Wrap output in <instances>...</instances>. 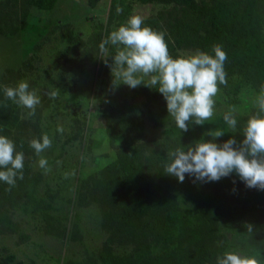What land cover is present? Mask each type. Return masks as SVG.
<instances>
[{"label": "trees", "instance_id": "16d2710c", "mask_svg": "<svg viewBox=\"0 0 264 264\" xmlns=\"http://www.w3.org/2000/svg\"><path fill=\"white\" fill-rule=\"evenodd\" d=\"M56 1L20 0L17 11L16 8L13 12L10 10L7 17L19 13L24 25L29 26L31 20L25 23L26 18H45ZM117 1L125 0H112L109 12L114 18L123 19L131 12V3L117 12L121 7ZM138 1L170 6L166 12L158 9L143 18L145 25L165 34L169 51L185 46L213 54L211 49L215 44L226 51L227 84L220 85L212 120L202 126L190 123L189 130L182 132L169 116L166 100L158 89L143 85L131 88L130 99L122 98L118 102L111 100L112 92L96 99L95 88L91 89L93 100L99 101L97 116L105 121L106 142L113 150V157L87 175L76 172L70 216H53L49 201L57 197L59 190L50 188L40 193L43 176L31 162L35 151L29 141L40 136L28 129V125L35 127V124L18 117V109L5 100L4 84H0V135L13 140L16 150L24 154L23 179L17 178L11 191H6L9 185L0 181V234L18 231L11 211L20 208L41 223L40 229L47 234L63 242L80 243L82 218L88 210L99 224L95 247L88 257L83 254L86 250L83 248L79 256L65 258L62 264H216L217 256L225 251L252 255L259 264H264V190L246 187L236 173L212 182L198 181L186 174L182 183L164 173L167 151L176 147L187 149L199 141L211 140L212 137L206 135L210 129L225 131L216 139L218 144L232 137L238 142L243 140L241 132L232 133L227 127L223 115L242 104L240 94L245 92L253 94L250 95L253 104L246 113H235L237 129L241 130L248 118L258 111L254 101L264 84V0ZM4 6L0 4V32H4L6 20L2 12ZM5 8L9 9L10 5ZM60 26L57 24L55 28ZM63 27L60 43L50 52L53 58L62 59L64 66L71 63L72 69L75 65L76 69L83 70L78 62L84 56H92L93 65L99 71L111 72V57L105 63L98 46L84 41L80 31ZM43 28L45 30L46 26ZM41 35L42 31L36 33V36ZM247 35L250 38L246 39ZM109 46V53L115 55L113 46ZM32 48L21 57L17 70L8 73L15 86L28 78L29 89L40 97L41 102L31 117L39 114L41 105L49 102L46 93L55 90L60 95L65 94L76 82L69 79L67 69L60 66L42 71L36 63L39 42ZM74 52L77 57L72 60ZM8 74L4 71L5 76ZM147 127L151 128L150 132ZM65 221L70 223L68 228ZM247 224L253 225L252 233L247 232Z\"/></svg>", "mask_w": 264, "mask_h": 264}, {"label": "rangeland", "instance_id": "374dc122", "mask_svg": "<svg viewBox=\"0 0 264 264\" xmlns=\"http://www.w3.org/2000/svg\"><path fill=\"white\" fill-rule=\"evenodd\" d=\"M19 2L20 0H0L1 7L5 5L2 9L4 15L7 17L8 12L10 10L13 12L15 8L17 11ZM111 3L112 0H57L54 9L45 18H26L25 23L29 19L33 21L29 20V26L24 25L19 13L7 18L4 16L6 19L3 23L4 32H0V84L15 86L13 77L8 73L18 67L21 57L23 58L24 54L33 49L36 42L40 44L37 55L39 60L36 63L42 71L57 69L60 66L62 69H67L69 79L76 80L72 89L70 88L67 93L59 94L55 99L48 97L49 102H45L43 107L41 105V111L33 117L28 115L27 109L9 100L10 106L15 110L18 109V117L35 124V127L26 124L28 129L37 133L40 139L47 134L52 141V146L41 153V156L48 160L51 171L45 173L38 166L40 157L36 154L31 162L33 168L40 170L43 176L39 192L43 193L50 188L59 190L57 197L49 201L50 213L53 216H70V198L74 194L75 177L78 171L82 176L87 175L94 172L97 167L108 163L113 157V150L106 142L105 121L97 116L98 108H100L99 101L93 98L96 96V99H100L106 95V92H112L114 97L111 100L118 102L122 98L130 99L132 94L128 85L113 84L112 72L103 73L101 69L99 71L98 67L93 65L95 60L92 56H84L78 62V66L82 64L83 70L78 67L76 69L74 64H72L74 65L72 69L71 63L64 66L62 59L53 58L50 52L53 46L60 43V29H63L65 25L74 31H80L84 41L89 40L91 45L99 47L103 40L118 26L125 23L130 16L139 15L145 18L155 14L158 9L164 12L170 9V6L158 4V2L145 4L138 0L117 1L118 6L121 4L117 12H121L126 5L131 3V12L120 19L110 14ZM8 5L10 8L6 9ZM57 24L61 25L59 29L55 28ZM179 26L182 30L183 22ZM38 31H42L43 35L36 36ZM248 36L245 38H250ZM233 39H235L234 36ZM114 51H116V46H113ZM195 51L197 50L181 46L176 51L170 50V53L175 57ZM76 57L74 52L71 58L73 60ZM4 71L8 76L4 75ZM55 73L56 71L53 74ZM20 81L30 83L28 78ZM94 88L93 97L90 95V90ZM247 93L240 94L242 104L238 105L236 113H246L251 108L253 101L251 102L250 95L253 96V94L247 95ZM123 95L124 97H121ZM75 125L78 126L77 129L73 128ZM58 128H62L63 132L58 131ZM147 131L150 132L151 128L147 127ZM156 132L157 130H154L155 134ZM65 173H69L68 178H65ZM11 218L18 223V231L5 235L0 234V264H62V260L74 258L83 248L86 249L82 251L83 254L88 257L92 253L90 250L95 247L94 238L99 230V224L88 210L82 218L83 237L80 243L63 242L55 235L47 234L40 229L43 226L41 223L32 219L20 208L11 211ZM69 224L67 221L65 226L68 228Z\"/></svg>", "mask_w": 264, "mask_h": 264}, {"label": "clouds", "instance_id": "9594fccd", "mask_svg": "<svg viewBox=\"0 0 264 264\" xmlns=\"http://www.w3.org/2000/svg\"><path fill=\"white\" fill-rule=\"evenodd\" d=\"M108 45L116 46L115 55L109 53ZM99 47L105 63L111 57L113 84L123 83L133 89L141 85L158 89L166 100L169 116L182 132L189 130L190 123L202 126L212 120L220 85L227 84L224 64L228 57L221 45L212 46L214 54L197 50L174 57L165 34L145 25L141 16L132 15ZM3 92L5 100L28 109L29 116L35 114L41 102L26 81H20L16 86L5 85ZM46 94L51 99L59 95L55 90ZM254 105L258 111L248 118L241 130L237 129L235 107L223 115L232 133L239 131L243 134L242 141L232 137L218 144L216 139L225 131L210 129L206 135L211 136V140L199 141L187 149L176 147L167 151L164 173L178 178L181 183L186 174L198 181L212 182L236 173L246 187L264 190V84ZM57 130L63 132L62 128ZM29 145L40 157L38 166L45 173L50 172L48 160L41 156L52 146L50 137L44 134L42 139L33 138ZM23 169V152L16 150L13 140L0 135V181L9 185L6 191H11L17 178L23 179ZM68 176L69 173H65V178ZM246 227L248 233L253 232V225L247 224ZM216 264H259V261L252 255L225 251L217 256Z\"/></svg>", "mask_w": 264, "mask_h": 264}]
</instances>
